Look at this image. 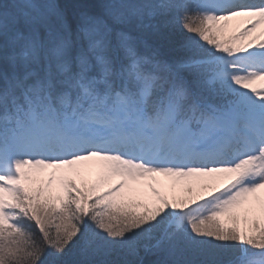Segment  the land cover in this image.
Returning <instances> with one entry per match:
<instances>
[{
  "label": "snow or ice",
  "instance_id": "snow-or-ice-1",
  "mask_svg": "<svg viewBox=\"0 0 264 264\" xmlns=\"http://www.w3.org/2000/svg\"><path fill=\"white\" fill-rule=\"evenodd\" d=\"M261 26L264 0H0V264H264Z\"/></svg>",
  "mask_w": 264,
  "mask_h": 264
},
{
  "label": "trees",
  "instance_id": "trees-1",
  "mask_svg": "<svg viewBox=\"0 0 264 264\" xmlns=\"http://www.w3.org/2000/svg\"><path fill=\"white\" fill-rule=\"evenodd\" d=\"M187 43V36L185 30L181 27V25L176 22L174 26V30L171 34V48L173 49H181L183 45ZM75 251V250H74ZM74 257L70 254L67 259L72 260ZM146 262L154 260V256H145Z\"/></svg>",
  "mask_w": 264,
  "mask_h": 264
},
{
  "label": "rangeland",
  "instance_id": "rangeland-1",
  "mask_svg": "<svg viewBox=\"0 0 264 264\" xmlns=\"http://www.w3.org/2000/svg\"><path fill=\"white\" fill-rule=\"evenodd\" d=\"M261 32H264V26H261L260 28H258V29H257V32H256L254 35H259ZM261 38H264V37H261ZM257 87H259V86H257ZM44 175H45V177H46L47 173H45ZM86 179H87L88 181H92V180H94V179H95L94 171H93V174L88 175V176L86 177ZM159 179H161V181H162L163 184L165 185V187H164L163 190H164L165 194L168 195V197H169L170 199H171L174 195H175V196H179V194H180L179 191H178V190L174 191V190L172 189L171 182H170L169 180H167V179H165V178H159ZM145 187H146V186H145ZM143 191H144L145 193H147V190L144 189V188H143Z\"/></svg>",
  "mask_w": 264,
  "mask_h": 264
},
{
  "label": "bare ground",
  "instance_id": "bare-ground-1",
  "mask_svg": "<svg viewBox=\"0 0 264 264\" xmlns=\"http://www.w3.org/2000/svg\"><path fill=\"white\" fill-rule=\"evenodd\" d=\"M9 3L11 2V0H8ZM239 26V22H233V27H238ZM260 82L257 83V85H259ZM159 179V178H158ZM161 180V179H160ZM144 189L147 190V187H144Z\"/></svg>",
  "mask_w": 264,
  "mask_h": 264
}]
</instances>
